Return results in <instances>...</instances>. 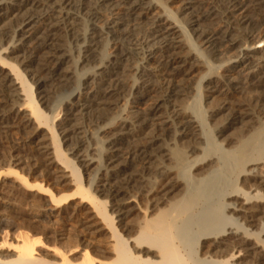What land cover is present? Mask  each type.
Wrapping results in <instances>:
<instances>
[{"label":"bare ground","instance_id":"6f19581e","mask_svg":"<svg viewBox=\"0 0 264 264\" xmlns=\"http://www.w3.org/2000/svg\"><path fill=\"white\" fill-rule=\"evenodd\" d=\"M167 3H181L183 19L164 20L163 13L172 14ZM80 18L88 25L85 36ZM187 24L188 36L210 60L220 67L235 64L220 73L205 72L200 80L213 78L198 90L200 102L195 104L207 113L208 122L226 112L222 121L207 124L215 138L239 125L231 141L219 144H235L231 151H202L200 124L182 102L190 94L185 77L201 66L185 42L182 26ZM60 30L64 37L58 36ZM103 35L108 38L104 50ZM263 37L264 0H0V131L12 119L30 139L45 131L55 165L68 172L72 189L52 193L42 180L30 183L13 169L22 164L19 158L6 164L4 172L26 188L48 194L53 208L64 210L74 199L89 205L112 241L109 258L93 256L77 234L76 240L70 236L65 243L57 237L45 240L29 220L30 224L22 220L13 232L11 220L2 217L0 264H264V57L261 49L244 48L263 43ZM69 44L81 46L75 49L82 53L79 66L95 65L105 51L107 60L79 85L62 110L48 116L50 96L72 86L62 69ZM131 59H139L140 65ZM33 84L40 96L45 93L44 108ZM204 91L222 98L213 104ZM119 106L122 112L114 115ZM250 118L257 127L247 124ZM100 126L102 163H96L92 179L83 184L80 168L95 163L92 154H83L86 133ZM168 137L172 147L164 145ZM186 139L193 145L182 146ZM62 141L67 144L64 149ZM46 148L37 141L36 151ZM179 166L187 168L184 175L177 172ZM230 178L234 181L229 184ZM180 185L183 190L166 202ZM132 212L136 214L130 220ZM127 217L130 222L119 228ZM41 246L46 254L38 250Z\"/></svg>","mask_w":264,"mask_h":264},{"label":"rangeland","instance_id":"374dc122","mask_svg":"<svg viewBox=\"0 0 264 264\" xmlns=\"http://www.w3.org/2000/svg\"><path fill=\"white\" fill-rule=\"evenodd\" d=\"M45 1L43 0V2H45ZM147 2H149V1H147ZM150 2H152L151 4H153L155 2V4H153V5L157 4L156 1H150ZM166 7L169 8L170 10H172V14L163 13L164 20L166 19L169 21H173L174 17H179L180 19L181 18L183 19V15L180 12L181 7H182L181 3H167ZM72 12H74V11H72ZM160 12H161V10H160ZM80 24H81L80 27L82 29L83 36L87 35V29H88L87 23L81 19ZM179 25L181 26L182 23L179 22L178 26ZM182 28H183V31L186 30V32L184 31L185 34L187 35V38L185 41L186 44L188 45L190 51L195 56H197L199 58L198 60H200L199 63L201 65L200 67L195 69L190 75L185 77L184 85H186L188 87L190 94L188 95L187 99L186 98L182 99V102L186 104V111L190 112V114L195 119H197V122L200 124V125L197 124L199 126V129H201L200 135H203V136H201L202 145H200V148H201V150L204 149L202 151H210V150L211 151H220L219 149H221V148L224 150H227V151H231V150L236 148L235 144H229L226 146L223 145L222 147L219 144H222L224 142L227 143V140L231 141V136L234 134L235 130L237 128H239V125L234 126L232 129H228L222 137L215 138L214 131L210 128L211 126L207 125V124L210 123L212 125L214 123L220 122V120L222 121L226 117V112H222L221 115L219 114L214 119L215 121H212V122L209 121L208 122L207 113L205 111H203L204 110L203 108L201 109L202 111H200V110L198 111L195 108V104L197 102H200V97L198 96L199 95L198 93L200 91L198 92V90H201V87L203 85H206V82L213 78V76H211V77L205 76L202 80H200L202 78L203 74L205 75V72H206V74L207 73L212 74V73H215L216 71H217V73H220L224 68L231 66V65H235V64L233 62H229V63L221 64V67H220L218 63H215L212 60H210L203 51H201L200 49H197V46H196V43H194V40L190 36H188L190 34L189 33L190 27L188 26V24L182 26ZM58 36L64 37V31L60 30L58 32ZM105 38H107L106 35H103L102 44L100 47V49H103V50H104L106 44L108 43V38L106 40H105ZM262 41H263V43H261V44L258 43L254 47L251 44H248L244 48H246L248 50L252 49V48L261 49V50H263L262 51L263 53L261 52L260 54H262V56L264 57V39ZM84 44L85 43L82 41V45L81 44L80 45L84 46ZM81 46H78V48H77L74 46L72 47L71 44H69L68 46L66 45L64 53L68 54V58L66 59L65 64L62 66V69L65 70L66 72H68V74L70 75L72 86L67 90H64L60 93L58 92L57 94L50 96L51 97L49 99L50 106L48 107V109L47 108L45 109L46 114H48V116H51L54 113H56L57 111L62 110L65 103L70 101L71 99H73L75 97V95L77 94V91H78L77 89H78L79 85L82 82H84L86 80V78H88L89 76L94 74V72H96L97 68L100 65L104 64V62L107 60L106 59L107 55H106V51H105L102 59H100V61L98 63H96L95 65H88V67L87 66H85V67L79 66L80 62H78V61H80L79 57L82 56L81 55L82 53L75 52V49H77V51H78L79 47H81ZM108 47L109 46H107V48ZM2 48H3V46L0 48V51H1L0 54H2ZM131 61L134 63L133 65H140V63H141V61L139 59H133V60L131 59ZM81 67H83V69H82L83 71L80 70ZM20 69L23 70L22 67ZM252 69L255 70L256 68H252ZM240 80H242V79H240ZM12 81H13V78H12ZM14 83H16L15 80H14ZM16 87H18V91H19V86L16 85ZM36 87H37V85L33 84V93H34L36 99L38 98L37 100H38L41 108H44V105L42 104L43 101H41V99L43 98L45 93H42L40 96L39 92L36 91ZM79 89H80V87H79ZM48 90L50 91V89H48V88L45 89V91H48ZM85 92L86 91H83V93H85ZM203 93L206 96L211 97L209 99V101H213V104L219 102L222 98V95L220 93H211V92L209 93V92H205V91ZM239 96H241V95L238 94L236 96V98H238ZM244 97H245V95H244ZM201 101H202V105L204 106L205 105L204 100L201 99ZM122 110H123V107L119 106L113 112V114L114 115L118 114V113L120 114L122 112ZM58 118L55 119V122H54L55 125H57L59 123V121L62 119V114ZM216 119L218 122L216 121ZM246 121H249V122H247L248 125L251 122L250 125L256 126L255 119L252 118V120H251V118H250V119H247ZM262 121H264V119ZM6 126H7L6 129L4 128V129H2V131H0V173L3 172L0 174L1 175L0 176V216H1L0 218L3 217L4 219H6V217H7L8 220H11L12 226L10 227V231L13 230V232H15L16 229L22 224V222H24L22 220H25V222H26V220H27V222L29 220V222H31V224L29 222L28 223L31 226L34 225V227L36 226L35 227L36 229L39 228L38 230H40V232L43 231L42 232V234H43L42 238L43 239H45V238L51 239V238L57 237V238H59L58 240H60V243H62V242L65 243V239H67V238L68 239L71 238V240H73V239L76 240V238H78L77 240L79 243L81 242L80 245L82 247L86 248L87 250L89 247L90 252L93 251L91 253L89 252L90 254H92V255L95 254L98 256L99 255L98 253H101L100 256L105 255L104 256L105 258H109L111 255V254H109V253H111L110 247L112 246L111 238L108 239L109 233H108V231L106 232L107 228H106L105 224L102 223L100 220H98V218H95L93 213L92 214L90 213V212H92V210L90 209V207H88L89 205H87L85 203H79L80 201H78V199L77 200L74 199L69 204V206H68L69 208L67 207L66 209H64L65 211L61 208H58V209L53 208L51 203H49V198H48L49 195L48 194L38 193L37 189H34V188L28 189L25 186H23L15 176H12V175L8 176L7 172H4L5 169L7 168L6 164L8 165L9 162H14L16 159L19 158L20 161H22V164H20L18 166L17 165L14 166L13 169L17 170L20 174H23V176L27 177V180L30 183H35L38 181L41 182V180H42V185H44L46 188H48L52 193L61 192V191L63 193H65V191H67V193H68L72 189L71 184H73V182L71 181V178H70V175L68 174V172L63 171V169H61L59 166L55 165L56 160L54 158L51 139H50V136L47 133H45V131L41 132L37 138L30 139V137L26 133H24L18 129L17 122H15L13 119L11 121H9ZM102 126H104V125H102ZM102 126H100L99 128L98 127H92L86 133L87 134L86 138H85L86 143L84 142L86 145L85 144L84 145L87 146L88 151L83 145V148L85 149L83 154H85L86 152H87V155L89 153L92 154V157L94 158L95 163L87 169L83 170V168H80L81 175L83 178V184H85V182H87L90 177H93V175L96 172V165L97 164L99 165L102 163V150H103L104 145H103L102 141L100 140L101 136L99 135L100 134L99 131L102 128ZM233 130H234V132H233ZM58 133H59V130H58ZM231 133H232V135H231ZM86 139H87V141H86ZM40 140L43 141L44 147L45 146L47 147L46 150H44V151H36L37 150L36 149L37 141L39 142ZM208 140H210V141L214 140V142H216V143L214 144L211 141L213 143V145H212L211 142ZM180 144H182V146H187V145L191 146V144L193 145V142L186 139V140H184V143H180ZM66 145L67 144H65L63 141L61 142V148L62 149L66 148L67 147ZM164 145L171 146L172 145V139L169 137L166 138ZM211 147H213V148H211ZM38 153H40V155H39L40 159H39V161H37V160L34 161V159H35L34 157ZM75 164L80 165L81 163L76 160ZM181 168L183 170L182 172H180ZM175 170H177V169H175ZM184 170L187 171V168L184 169V167L182 166V167H180V169L178 168L177 172H179V174L182 173V175H184L185 174V173L183 174ZM46 172L49 174H47ZM190 172H192V169L190 170ZM200 173L201 172H199V176L202 175V173H201V175H200ZM102 174H104V171L101 169L99 171L98 176L101 177ZM49 176L50 177L52 176L51 179H49L50 178ZM59 177H62V178L64 177L63 179L60 178L61 183L56 182V179H58ZM86 179H88V180H86ZM90 179H92V178H90ZM233 181H234V178H232V180L230 178L229 184L231 182L233 183ZM181 186L183 187V185H180V187H178L177 190L173 194L168 196V198L166 199V202L170 203L172 201V199L174 198V196L178 194L177 192H180L183 190ZM215 188L217 189V186L214 187V189ZM215 190H214L213 194H215ZM213 196H217V195L215 194ZM213 196L211 199L213 200V202H216L217 198L215 199V197H213ZM226 200H227V196L223 198V202ZM37 202H39V203H37ZM166 202H164V204L161 206L164 207ZM142 203H141V205L144 206V203L143 204ZM34 208H35V210H34ZM51 208H53V209H51ZM33 211H35V212H33ZM43 212L45 213V215ZM134 213L136 214V212H134ZM134 213L132 212L128 216L130 218V220L132 218H134V217H132L135 215ZM41 214H43L46 217V220H48L49 223L46 220L45 221L40 220L41 217H43V215H41ZM46 214L47 215L49 214V215L47 216ZM92 215H93V217H92ZM225 216H226V214H225ZM239 216L240 215H238V217ZM128 217L125 218V220H124L126 222H122V224H120V225L117 224V226H119V228H120L124 224L129 223L130 220ZM91 218H94V220ZM238 222H239V219L237 221H233V220L230 221L231 225H234ZM54 223H55V225H54ZM51 224H53L52 227H51ZM88 225H90V226H88ZM231 225H229V226H231ZM253 225L255 226V228L252 229V232L255 231L257 226H259V221L254 223ZM16 226H17V228H16ZM12 227H14V228H12ZM103 227H105V229ZM263 227H264V225H263ZM11 228H12V230H11ZM84 229H86V231H84ZM96 229L99 231L96 232L97 231ZM70 230H72V231H70ZM51 231H54V232H51ZM68 232H70L71 234H68ZM10 233H12V232H10ZM51 233L54 236H50V235H52ZM72 233H73V235H72ZM44 234H45V236H44ZM55 234H56V236H55ZM263 234H264V232H263ZM48 235L50 237H48ZM74 236L75 237L77 236V237L74 238ZM79 237H80V239H79ZM196 246H197V244H196ZM189 247H191V246L189 245ZM197 247H194V248H197ZM45 248H47V247L45 246ZM192 248H193V246H192ZM38 250L43 254L47 253L46 249H44L43 246L39 247ZM78 251L79 250H77V252ZM107 256H109V257H107ZM73 257H75L77 259V257H79V256L76 253Z\"/></svg>","mask_w":264,"mask_h":264}]
</instances>
